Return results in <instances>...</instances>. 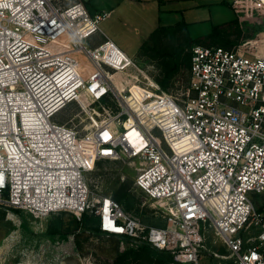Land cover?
Wrapping results in <instances>:
<instances>
[{"label":"built area","instance_id":"1","mask_svg":"<svg viewBox=\"0 0 264 264\" xmlns=\"http://www.w3.org/2000/svg\"><path fill=\"white\" fill-rule=\"evenodd\" d=\"M110 14L0 0V207L12 220L88 211L102 233L166 250L171 264H199L210 228L229 251L216 257L264 264V201L253 200L264 194V38L193 45L188 82L170 92L102 31ZM73 104L80 113L62 120ZM101 160L135 165L164 225L143 229L91 187Z\"/></svg>","mask_w":264,"mask_h":264},{"label":"rangeland","instance_id":"2","mask_svg":"<svg viewBox=\"0 0 264 264\" xmlns=\"http://www.w3.org/2000/svg\"><path fill=\"white\" fill-rule=\"evenodd\" d=\"M72 1L59 0L62 5ZM83 1L91 12H111L100 24L102 31L130 58L156 77L160 72L157 64L141 58L140 54L143 45L152 44L159 26H175L179 22L185 24L190 37L196 42L213 34L217 28H227V25L239 17L245 27L241 28L239 24L241 34L237 36L234 32L230 36L231 39L238 38L232 47L244 38H264V0H239L243 4L237 2L236 8L225 0ZM231 2L236 5V0ZM95 39L101 40L103 36L95 35ZM188 79L189 69L181 68L167 91L174 92L182 84H186ZM78 113L80 107L73 104L61 113V118L66 120ZM82 118L84 114L77 116L76 121ZM136 175V167L129 161L101 160L87 174V178L94 190L113 197L121 188L129 187L136 205L126 211L141 223L143 229L164 225L166 218L163 206L134 186ZM253 197L257 205L264 201V194ZM75 217L77 216L73 213L56 212L38 219L27 212L18 211L17 217L12 220L6 208L0 207V264H113L117 252L128 246L126 241L122 237L95 232L89 225L86 229H76ZM60 220L64 221L68 229L62 230L66 232V236L48 235L49 225ZM204 244L206 251L201 253L199 264H231L229 259L214 255L217 253L228 256L229 251L222 238L210 228ZM172 261L173 258L170 264Z\"/></svg>","mask_w":264,"mask_h":264},{"label":"trees","instance_id":"3","mask_svg":"<svg viewBox=\"0 0 264 264\" xmlns=\"http://www.w3.org/2000/svg\"><path fill=\"white\" fill-rule=\"evenodd\" d=\"M234 32L237 36L241 34V29L237 20L227 25V28H217L213 34H208L204 38L194 42L185 24L179 22L175 26H159L155 31L152 44L143 45V51L140 57L146 58L148 61H154L157 64L160 72L157 77L154 76V78L163 89L169 90L168 87L172 84L179 70L183 67L187 69L190 68L191 48L193 45H220L225 48H232L238 40V38H230ZM100 162L101 161L98 163ZM114 198L118 200L127 211L131 210L136 205V199L133 197L129 187L118 190ZM57 212L63 213L66 211ZM74 224L76 229H86L87 225H89L95 232L102 233L98 225L97 216L88 211L83 212L80 219L75 217ZM62 230L67 231L68 229L65 227L64 221L60 220L51 223L47 232L50 236L58 235L59 237H65L66 232ZM127 245L128 246L123 249V251L117 252L113 264H170L173 258L170 252L158 249L149 243H128Z\"/></svg>","mask_w":264,"mask_h":264},{"label":"crops","instance_id":"4","mask_svg":"<svg viewBox=\"0 0 264 264\" xmlns=\"http://www.w3.org/2000/svg\"><path fill=\"white\" fill-rule=\"evenodd\" d=\"M225 2H227V3H229V4H231V5L233 6L231 0H225ZM234 8H235V7H234ZM235 20H237V21H238V24H240V25L242 26L241 28H244V27H245L244 22H241V21L239 20V17H238L237 19H235ZM235 20H234V21H235ZM13 243H15V242H13ZM13 243L11 244V246L13 245Z\"/></svg>","mask_w":264,"mask_h":264},{"label":"bare ground","instance_id":"5","mask_svg":"<svg viewBox=\"0 0 264 264\" xmlns=\"http://www.w3.org/2000/svg\"><path fill=\"white\" fill-rule=\"evenodd\" d=\"M94 189V188H93Z\"/></svg>","mask_w":264,"mask_h":264}]
</instances>
